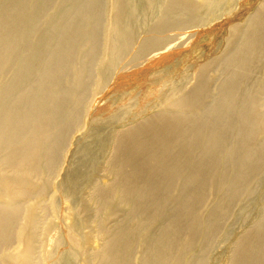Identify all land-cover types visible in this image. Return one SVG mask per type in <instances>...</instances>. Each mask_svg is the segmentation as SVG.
Instances as JSON below:
<instances>
[{
	"label": "bare ground",
	"instance_id": "bare-ground-1",
	"mask_svg": "<svg viewBox=\"0 0 264 264\" xmlns=\"http://www.w3.org/2000/svg\"><path fill=\"white\" fill-rule=\"evenodd\" d=\"M240 2L0 0V264H264V0L192 89L93 107Z\"/></svg>",
	"mask_w": 264,
	"mask_h": 264
},
{
	"label": "rangeland",
	"instance_id": "rangeland-1",
	"mask_svg": "<svg viewBox=\"0 0 264 264\" xmlns=\"http://www.w3.org/2000/svg\"><path fill=\"white\" fill-rule=\"evenodd\" d=\"M261 3L262 0H241L237 11L232 16L233 18L223 17L206 28L197 29V32L194 31L196 33L193 32L194 35L191 38L188 47L184 46L175 48L174 50H172V52L169 51L159 57L160 59L156 58L154 62H152V64H150L148 67H144V64H146L148 60H144L142 62L144 64L141 66L142 71L135 76H133V74H130V71H132L133 69L136 70L139 67L129 69V72H126L128 74H126L121 81H117V86L111 88L109 91H106L107 93H105L103 97H101L97 102L93 104L94 108L99 109V113L96 117H105L106 115L110 114L114 109V98L116 97V95L121 93L131 94L129 96V99L127 101L125 100V103L129 102L133 98H139V100L142 101V97L144 96V94L150 93L152 94V96L148 98L145 97L143 101L146 102L152 99L151 101L154 103L156 109H158L160 105L159 102H161V93L165 86L164 83H160L159 81L166 77V71L168 69L172 70L173 78L170 80V84L172 82L175 88H177L182 82H185V88L187 90L192 89V87H195V85H197L198 83L197 80H199L198 75L200 68L210 60L222 56L223 52L225 51L227 39L230 35L229 32L231 26L238 23L240 24L242 22L244 23L246 18L250 16V14H252ZM144 68L145 70H143ZM154 82H158V84H153ZM146 108L147 105L145 104L137 105L135 106V111H140L137 113L142 115ZM116 111L117 110H115V112ZM152 113V111L149 112V114ZM89 118L91 119L92 116L90 115ZM50 187L51 188L49 189L48 195H51H47L48 197H44L45 199H40V201L43 200V202L39 201L42 205H40V208H38L39 212L37 211L38 215L40 216L39 223L43 228L46 227L44 225L58 223L61 220H64L65 223L68 222L65 220L67 215L66 212H68V210L65 209L69 208L67 205L70 206L71 201H61L60 198H58L56 185L52 184V186ZM44 202H46L48 206H46V203L44 204ZM55 202H58V206L62 210L65 219H58L55 216ZM66 202L67 204H65ZM50 218L52 221L50 220ZM254 220L255 219L250 220L249 223L254 222ZM24 222L25 219L23 218L20 223H22L23 225ZM42 223L45 224L42 225ZM14 246L16 245L14 244ZM14 246L12 245V248H10V250H7V252H13L15 250L14 248H16ZM16 260L17 263L20 262V259L17 258ZM206 261V264H227V260L222 252V249L220 248L212 249L207 254ZM43 264H45V262H43Z\"/></svg>",
	"mask_w": 264,
	"mask_h": 264
}]
</instances>
